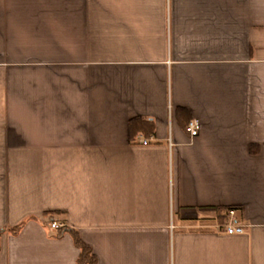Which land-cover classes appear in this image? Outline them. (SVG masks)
Segmentation results:
<instances>
[{"label": "crops", "instance_id": "obj_1", "mask_svg": "<svg viewBox=\"0 0 264 264\" xmlns=\"http://www.w3.org/2000/svg\"><path fill=\"white\" fill-rule=\"evenodd\" d=\"M51 221L96 264H264V0H0V264H78Z\"/></svg>", "mask_w": 264, "mask_h": 264}, {"label": "trees", "instance_id": "obj_2", "mask_svg": "<svg viewBox=\"0 0 264 264\" xmlns=\"http://www.w3.org/2000/svg\"><path fill=\"white\" fill-rule=\"evenodd\" d=\"M179 110H181L179 115L185 118L186 110L183 108H179ZM188 121L185 123L184 128H186ZM153 132L154 124L151 119H147L144 117H133L128 121V133L131 141L137 134L143 135L144 137H149L153 134ZM27 219L28 217L21 220L14 226L9 227L7 230L12 233H16L22 228L23 224L26 222ZM5 230L6 229L1 228L0 234ZM63 233H69L71 235L74 245L79 250V254L77 257L78 264H96V257L92 253L91 248L82 240H80L77 232L74 229L61 225L56 229V235H61Z\"/></svg>", "mask_w": 264, "mask_h": 264}, {"label": "built area", "instance_id": "obj_3", "mask_svg": "<svg viewBox=\"0 0 264 264\" xmlns=\"http://www.w3.org/2000/svg\"><path fill=\"white\" fill-rule=\"evenodd\" d=\"M199 128H200L199 121L197 119H190L186 125L185 132L189 136H194L199 131ZM139 142L141 144H147L148 140L142 138L139 140ZM235 212H236L235 208L227 209L226 215H225V220L220 225V228H222L224 230V232L227 234H238V233H241L243 231V225L237 223V221L235 219ZM59 226H61V224H59L55 221H51L49 223V227L52 229H57Z\"/></svg>", "mask_w": 264, "mask_h": 264}]
</instances>
